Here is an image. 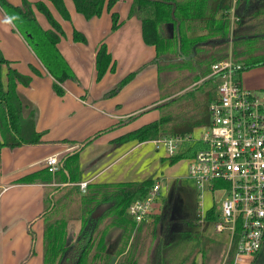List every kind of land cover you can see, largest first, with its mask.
Segmentation results:
<instances>
[{
	"label": "trees",
	"instance_id": "1",
	"mask_svg": "<svg viewBox=\"0 0 264 264\" xmlns=\"http://www.w3.org/2000/svg\"><path fill=\"white\" fill-rule=\"evenodd\" d=\"M50 1L63 18L71 19L64 0ZM73 1L76 10L87 20H91L101 16L105 8L112 9L118 0ZM0 6L54 77L53 87L58 94H64L62 83L67 80L81 83L58 47L64 30L44 1L22 0L16 4L11 0H0ZM35 7L46 16L51 28L41 25ZM129 16H136L141 20L143 39L146 44L155 46L156 54L109 88L104 97L118 94L140 71L155 66L159 73L161 97L165 99L158 106H169L193 90L190 87L192 83L189 82L201 80L210 74L212 63L229 54L231 43L233 57L244 65V70L264 64V0H132ZM120 24L118 13L113 12L112 30H116ZM73 38L75 41L88 42L86 34L78 29L74 30ZM32 68L36 73L39 72L35 67ZM115 68L116 63L107 44L101 43L96 54L97 80H101L108 70ZM183 70H188V74L174 80V72ZM31 81L30 75L11 66V61L0 48L2 146L43 143L44 132L36 129L37 108L31 106L25 115L27 102L18 90L19 83L29 85ZM216 91L217 85L213 92L207 94L200 108L180 106L114 140L119 143L144 142L164 135L189 133L198 126L207 125L210 121L209 103L216 96ZM145 111L130 115L111 128L123 126ZM107 130L110 129L102 130L94 137ZM91 140L93 137L64 155L60 159V168L55 173L46 166L43 170L19 179L22 182L39 179L60 184L46 197V209L41 214L45 218L44 262L63 264L69 251L77 247L78 254L73 264H107L113 255L118 257L116 264H197L198 255L204 256L212 241L202 232L199 223H196L199 214L195 218H185L178 222L173 217L172 205L168 201H165L162 213L149 215L148 218L153 219L150 222L147 218L137 223L128 212L130 204L135 199L144 198L159 176L151 174L143 180L134 181L90 182L86 192L81 191L77 183L82 175L80 151ZM59 142L77 143L70 139ZM196 150L197 146H193L185 152L163 157L162 160L173 165L183 158L193 156ZM70 183H74L71 191L80 196L77 216L81 220V228L76 235L69 231V217L56 212L58 199L55 198V193ZM189 191L190 196L195 197V203L190 204H194L197 209L199 193L196 187L189 188ZM103 203L111 205L101 216L93 218V211ZM204 216L207 222L214 221V205L206 209ZM143 226L150 228L151 232L143 234ZM115 229L118 232L114 237ZM29 231L34 241L29 253L32 256L35 253L36 234L31 227ZM144 254H147L146 261L142 259ZM233 254L230 251L225 264H233Z\"/></svg>",
	"mask_w": 264,
	"mask_h": 264
},
{
	"label": "crops",
	"instance_id": "2",
	"mask_svg": "<svg viewBox=\"0 0 264 264\" xmlns=\"http://www.w3.org/2000/svg\"><path fill=\"white\" fill-rule=\"evenodd\" d=\"M11 1L18 4L22 0ZM30 1H44L61 24L64 35L61 36L58 47L81 83L67 80L62 83L64 94H58L53 87L54 77L0 6V48L11 61L12 67L32 77L29 85L19 83L18 90L27 102L25 115L31 106H35L36 129L44 132L43 143L40 144L16 147L0 145V264H46L45 218L41 214L46 209V197L60 184L39 179L22 182L19 179L46 168L50 155H57L61 159L75 150L81 142L93 137L80 151V181L104 183L143 180L158 169L161 177L178 180L172 168L165 167L162 155L159 158L162 164H159L158 169L155 170L157 161L153 168L140 172L141 178L133 174L135 160H139V155L133 154L144 142L152 140L123 143L114 140L130 130L158 119L162 115V108L166 107L158 106L165 99L161 97L159 73L155 66L140 71L118 94L104 97L109 88L156 54L155 46L146 44L143 39L141 20L136 16H129L132 0H118L112 9L105 8L101 16L91 20H87L76 10L73 0H64L71 19L63 18L50 0ZM35 12L44 28L52 27L46 16L36 7ZM113 12L118 13L121 23L116 30H112ZM75 29L86 34L87 43L74 40ZM103 42L112 53L116 68L108 70L101 80H97L96 54ZM32 66L39 72L36 73ZM245 84L249 87L250 80H245ZM251 84L254 85L252 82ZM144 110L146 111L133 121L111 128L120 120ZM106 129L110 130L94 137L96 133ZM62 139L77 143L59 142ZM0 141H3L1 133ZM73 184H65L62 190L55 193V198L58 199V208L55 211L58 214L65 215L72 209L79 195L71 191ZM68 225L70 229L69 221ZM30 227L36 234L35 253L32 256L29 253L34 241ZM72 227L76 235L81 228V220ZM207 236L212 239L209 249L212 246L222 251L226 249V243L212 235ZM226 255L227 249L222 264L226 263ZM200 256L198 255L197 264ZM236 264H264V245L255 257H247L244 262Z\"/></svg>",
	"mask_w": 264,
	"mask_h": 264
},
{
	"label": "built area",
	"instance_id": "3",
	"mask_svg": "<svg viewBox=\"0 0 264 264\" xmlns=\"http://www.w3.org/2000/svg\"><path fill=\"white\" fill-rule=\"evenodd\" d=\"M243 71L244 65L234 59L232 50L212 63L205 78L215 82L217 91L209 103V124L193 132L152 139L154 148L164 150L166 157L197 146L187 158V176L203 192L221 193L213 204V223L226 236L227 257L233 251L234 264L255 257L264 245V88L245 86ZM46 166L55 173L60 158L48 156ZM161 181L157 179L144 198L130 204L128 212L137 223L155 212ZM89 183H78L83 193ZM198 193L200 197L202 192Z\"/></svg>",
	"mask_w": 264,
	"mask_h": 264
},
{
	"label": "rangeland",
	"instance_id": "4",
	"mask_svg": "<svg viewBox=\"0 0 264 264\" xmlns=\"http://www.w3.org/2000/svg\"><path fill=\"white\" fill-rule=\"evenodd\" d=\"M190 33V32H189ZM232 45L233 43L230 44L229 50H232ZM188 70H183V71H175L173 74L174 80H177L184 75L188 74ZM205 78L194 81V82H189L192 83L190 84V87H193V90L188 93L184 98L172 103L169 106H166L165 108H162V114L171 112L174 109H178L180 106H184L185 108H200L203 106L205 102V98L209 92H213L215 90V82L212 79L209 80H204ZM250 80L249 87L253 90L256 89H262L264 88V64L262 65H256L253 67H250L249 69H246L242 73V80L245 86V80ZM251 82L254 84L252 85ZM161 93V89H160ZM162 94V93H161ZM193 132V131H192ZM153 146L152 142H144L133 154V156L139 155V160H135V166L133 168V174L138 175L137 178H141V171L149 170V168H153L156 162L158 161V165L155 168H159V164L162 162H159L162 155L163 157H166L164 150L158 152ZM160 158V159H159ZM88 161H91L89 159ZM188 159L183 158L177 163L171 165L169 164L168 161H165L164 165L167 168L170 166L173 170V173H175L176 176H178V180L175 178H163L161 177V172L160 169L158 171L152 172L155 176H159L158 179L162 178V188H161V197L158 200L156 206H155V212L154 213H162L163 211V206L165 204V201L169 199V194L171 193V190L180 192L182 202H181V212L186 218H195L197 214L198 218H196V223H199V227L202 230V232L206 235H212L214 238H217L224 243H226L227 246V239L224 234L218 233L215 230L214 223L213 221H208L205 220V210L206 208L213 206L215 201L220 197L219 192L213 194H210L208 192H203L202 189H198L196 185V181L192 178H190L187 173L188 169ZM167 172V171H165ZM196 187L198 192H202V195L200 196L199 203L196 207H194V204L191 205L190 202L195 203V197L192 195L190 196V191L189 188L194 189ZM180 189V190H179ZM197 194V193H196ZM215 196V197H214ZM79 195H77V199L75 200V203L72 206V209L69 210V212L65 215L69 216V222L71 228L69 229L70 232L74 233L72 225L74 223H78L80 221L79 217L77 216L78 211H79ZM184 197V198H183ZM197 203V199H196ZM178 213V211H176ZM69 214V215H68ZM177 218H182V217H177ZM204 219V220H203ZM152 217L148 218V222L152 221ZM177 219L178 222H182V220ZM157 229L159 230V226H157ZM118 230H114V237L116 236ZM143 234L147 232H151V229L148 227L143 226L142 230ZM75 234V233H74ZM148 238L150 241V234L148 233ZM227 249V247H226ZM226 249L223 251L218 250L216 246H212L211 249H209L204 256H200V261L199 264H222V260L224 257V252H226ZM204 257V258H203ZM147 254H144L142 259L143 261H146ZM227 258V255H226ZM145 264V263H142Z\"/></svg>",
	"mask_w": 264,
	"mask_h": 264
},
{
	"label": "water",
	"instance_id": "5",
	"mask_svg": "<svg viewBox=\"0 0 264 264\" xmlns=\"http://www.w3.org/2000/svg\"><path fill=\"white\" fill-rule=\"evenodd\" d=\"M179 26V23L177 24V27ZM171 29L173 30V23L170 24ZM110 203H103L100 204L92 213V217L96 218L101 216L110 206ZM77 247H73L68 255L67 258L63 261V264H73V262L75 261V259L77 258ZM118 260V257L116 255H113L111 257V259L109 260V262L107 264H116Z\"/></svg>",
	"mask_w": 264,
	"mask_h": 264
},
{
	"label": "flooded vegetation",
	"instance_id": "6",
	"mask_svg": "<svg viewBox=\"0 0 264 264\" xmlns=\"http://www.w3.org/2000/svg\"><path fill=\"white\" fill-rule=\"evenodd\" d=\"M167 201L172 205L173 217L176 220L177 219L181 220V219H185L186 218L184 216H181V215H184V214L181 212V207L180 206H181L182 198H181V195H180L179 191H176L174 193V191L171 190V193L169 194V199ZM176 211H178V213ZM177 217H182V218H177Z\"/></svg>",
	"mask_w": 264,
	"mask_h": 264
}]
</instances>
